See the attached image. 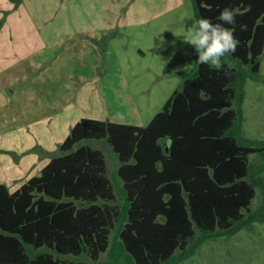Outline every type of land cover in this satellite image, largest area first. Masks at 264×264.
<instances>
[{
    "label": "trees",
    "instance_id": "obj_1",
    "mask_svg": "<svg viewBox=\"0 0 264 264\" xmlns=\"http://www.w3.org/2000/svg\"><path fill=\"white\" fill-rule=\"evenodd\" d=\"M194 4L213 23L225 8L236 13L239 44L225 67L185 70L147 125L81 118L39 175L15 190L0 183V264H93L109 250L110 264H178L201 241L264 224V205L252 208L264 143L243 138L242 111L245 82H264V0ZM110 37L95 41L105 51ZM89 139L113 150L118 188Z\"/></svg>",
    "mask_w": 264,
    "mask_h": 264
},
{
    "label": "rangeland",
    "instance_id": "obj_2",
    "mask_svg": "<svg viewBox=\"0 0 264 264\" xmlns=\"http://www.w3.org/2000/svg\"><path fill=\"white\" fill-rule=\"evenodd\" d=\"M194 6V0H0V149L17 166L9 176L39 175L40 163L83 117L147 125L195 67L197 52L182 37L198 20ZM109 34L104 51L95 37ZM242 111L243 138L264 143L262 80L245 82ZM86 142L103 150L118 188L110 145ZM249 159L259 164L262 155ZM258 177L264 183V173ZM257 190L254 210L264 205V189ZM110 260L109 250L93 264ZM178 264H264V224L201 241Z\"/></svg>",
    "mask_w": 264,
    "mask_h": 264
},
{
    "label": "clouds",
    "instance_id": "obj_3",
    "mask_svg": "<svg viewBox=\"0 0 264 264\" xmlns=\"http://www.w3.org/2000/svg\"><path fill=\"white\" fill-rule=\"evenodd\" d=\"M235 16L232 9L225 8L217 17L219 22L213 23L210 19L200 18L187 26V34L182 36L183 42L194 46L198 53L196 62L217 70L225 67L224 58L228 53H235L239 44L234 35ZM244 27L241 25L242 30ZM233 67L234 65L227 64L226 74Z\"/></svg>",
    "mask_w": 264,
    "mask_h": 264
},
{
    "label": "crops",
    "instance_id": "obj_4",
    "mask_svg": "<svg viewBox=\"0 0 264 264\" xmlns=\"http://www.w3.org/2000/svg\"><path fill=\"white\" fill-rule=\"evenodd\" d=\"M1 150L2 149H0V183L1 184L2 183H6V184H8V186L10 187L11 190H15L18 187L22 186L29 178H31L34 175H30L29 176V175L26 174L25 177H22L20 179V177L17 176L16 175L17 173L15 172V174H13L14 177L13 178L10 177L9 176V172L11 171V169H16L17 166H16L15 161H12V158H10L8 160V157H7L8 155H5L4 156V157H7V159L4 158L3 155L5 153L2 154L1 153ZM49 161H50V158H47V159L43 160V163H40V166L37 169L39 171V174H40V171L42 170V168H44L48 164ZM32 163H31V165H32ZM31 165H30V167H26L24 170H31L30 169L31 168ZM8 169L10 171H8ZM18 177H19V179H18ZM12 181H14L15 183H17V182H20V183L17 186H13V187H16V188L12 189V186H10L11 183H12Z\"/></svg>",
    "mask_w": 264,
    "mask_h": 264
}]
</instances>
